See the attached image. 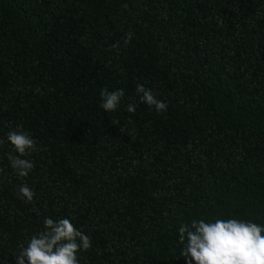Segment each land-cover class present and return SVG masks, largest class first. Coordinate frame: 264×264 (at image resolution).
<instances>
[{"label": "trees", "instance_id": "1", "mask_svg": "<svg viewBox=\"0 0 264 264\" xmlns=\"http://www.w3.org/2000/svg\"><path fill=\"white\" fill-rule=\"evenodd\" d=\"M45 218L90 237L79 264H187L183 224L264 225V0H0V264Z\"/></svg>", "mask_w": 264, "mask_h": 264}, {"label": "clouds", "instance_id": "2", "mask_svg": "<svg viewBox=\"0 0 264 264\" xmlns=\"http://www.w3.org/2000/svg\"><path fill=\"white\" fill-rule=\"evenodd\" d=\"M130 40L131 33L126 35L125 44ZM136 93L141 103L154 108L157 113L167 110V103L157 99L143 85L137 84ZM124 94L123 89L102 90V109L115 111ZM127 110L135 112V105L130 104ZM7 140L18 153L9 155L12 169L19 177H26L34 162L22 157L37 150L36 141L20 128L9 131ZM19 194L27 202H31L35 195L27 185L19 188ZM43 224L44 230L33 235L26 247L22 246L17 264H25V258L28 264H79L77 253L92 247L90 237L77 230L68 218L56 221L45 218ZM178 232L179 243L183 246L181 256L187 264H264V225L237 218L194 219L190 224H183Z\"/></svg>", "mask_w": 264, "mask_h": 264}]
</instances>
